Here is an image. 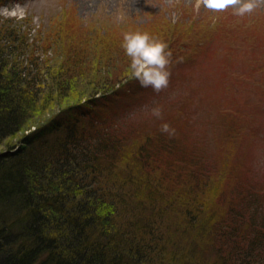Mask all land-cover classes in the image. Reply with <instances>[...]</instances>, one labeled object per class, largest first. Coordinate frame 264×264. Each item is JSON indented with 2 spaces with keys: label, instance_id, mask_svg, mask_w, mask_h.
<instances>
[{
  "label": "trees",
  "instance_id": "trees-1",
  "mask_svg": "<svg viewBox=\"0 0 264 264\" xmlns=\"http://www.w3.org/2000/svg\"><path fill=\"white\" fill-rule=\"evenodd\" d=\"M13 27L6 19L0 23V147L19 141L0 151V264H158L152 261L163 255L169 264H200L196 251L183 252L182 237L169 239L165 227L179 223L168 214L174 199L163 192L164 177L147 172L153 165L148 147L127 148L119 127L133 121L98 109L129 82L133 92L135 85L146 88L131 77L118 87L94 79L83 92L69 94L78 76L64 67L63 50L72 44L48 43L46 35L42 47L58 51L57 59L39 60L32 51L43 50L39 40L29 42L25 29ZM204 195L190 190L191 198L181 200L183 227L175 228L193 229L207 210L202 251L214 258L204 264H264L262 203L252 208L257 222L247 213L253 202L209 212ZM192 200L199 202L193 209ZM177 258L182 262H173Z\"/></svg>",
  "mask_w": 264,
  "mask_h": 264
},
{
  "label": "rangeland",
  "instance_id": "rangeland-1",
  "mask_svg": "<svg viewBox=\"0 0 264 264\" xmlns=\"http://www.w3.org/2000/svg\"><path fill=\"white\" fill-rule=\"evenodd\" d=\"M15 4L24 7L27 15L6 19L7 24L25 29L29 42L39 45V40L42 47L49 35L48 43L72 44L63 50L68 57L64 67L70 65L71 76H78L73 84L70 80L69 94L83 92L94 79L115 82V87L129 79L130 58L121 47L126 32H147L168 45L172 64L167 89L156 93L151 87L135 85L133 92L129 82L118 97L100 99L97 108L133 121L131 128H119L129 140L130 153L139 149L136 143L148 147L153 164L147 170L150 177L163 176L168 183L163 192L175 205L168 214L172 220L178 217L179 223L165 228L170 240L182 237L179 246L184 253L196 251L195 261L200 264L214 258L202 251L206 240L200 226L207 210L198 213L193 229L187 226L184 233L175 229L183 227L181 200L191 198L190 190L199 198L204 190L203 198L212 207L209 212L253 202L246 206L247 213L257 216V222L264 220L255 214L259 204L264 209V6L239 17L232 8L220 13L202 8L196 13L194 0H0V7ZM120 16L126 19L121 21ZM3 20L0 17V23ZM84 41L90 44L80 46ZM33 50V56L40 54L39 60L56 62L58 51ZM155 107L162 110L161 119L151 115ZM164 123L175 130L174 136L161 132ZM18 143L13 139L8 146L17 148ZM9 148L4 145L0 151ZM197 204L192 200V209ZM162 258L152 262L169 264V255Z\"/></svg>",
  "mask_w": 264,
  "mask_h": 264
},
{
  "label": "clouds",
  "instance_id": "clouds-1",
  "mask_svg": "<svg viewBox=\"0 0 264 264\" xmlns=\"http://www.w3.org/2000/svg\"><path fill=\"white\" fill-rule=\"evenodd\" d=\"M261 6H264V0H194L193 4L196 13L202 8L214 13L225 12L232 8L233 14L239 17L251 15ZM26 15L27 10L20 4L0 7V17L4 19L21 20ZM119 18L121 21L126 19L124 16ZM121 47L125 55L130 58L129 75L137 80L141 87H151L156 93L168 88L172 52L165 42L147 32H126L123 34ZM151 115L161 119L162 110L159 107L152 108ZM161 132L168 134L169 137L175 135V130L167 123L161 125Z\"/></svg>",
  "mask_w": 264,
  "mask_h": 264
}]
</instances>
